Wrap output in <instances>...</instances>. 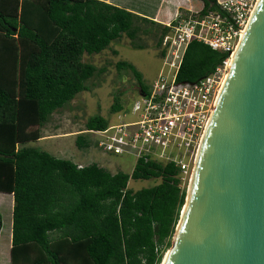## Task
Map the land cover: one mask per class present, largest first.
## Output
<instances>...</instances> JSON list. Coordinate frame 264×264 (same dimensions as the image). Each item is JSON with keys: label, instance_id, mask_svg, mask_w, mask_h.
Returning a JSON list of instances; mask_svg holds the SVG:
<instances>
[{"label": "trees", "instance_id": "obj_1", "mask_svg": "<svg viewBox=\"0 0 264 264\" xmlns=\"http://www.w3.org/2000/svg\"><path fill=\"white\" fill-rule=\"evenodd\" d=\"M200 14L217 7L200 0ZM168 26L99 0H0V191L12 194L9 264H159L169 246L184 189L172 162L137 159L129 172L77 166L29 145L49 114L85 90L98 53L124 34L133 46L141 23ZM149 28L148 30H150ZM225 53L192 40L176 81H196ZM142 92L139 73L124 61ZM120 108L117 97L110 110ZM84 129H103L89 116ZM78 147L87 145L76 136ZM159 179L131 190L128 179ZM9 199V198H8ZM166 250V251H165Z\"/></svg>", "mask_w": 264, "mask_h": 264}, {"label": "water", "instance_id": "obj_2", "mask_svg": "<svg viewBox=\"0 0 264 264\" xmlns=\"http://www.w3.org/2000/svg\"><path fill=\"white\" fill-rule=\"evenodd\" d=\"M226 74L162 264H264V0Z\"/></svg>", "mask_w": 264, "mask_h": 264}, {"label": "built area", "instance_id": "obj_3", "mask_svg": "<svg viewBox=\"0 0 264 264\" xmlns=\"http://www.w3.org/2000/svg\"><path fill=\"white\" fill-rule=\"evenodd\" d=\"M257 0H216L217 7L176 13L158 44L159 67L145 92L131 104L132 118L85 130L95 145L111 155H129L160 163L172 162L178 179L194 164L214 97L226 73V61ZM192 40L225 53L211 72L196 81H176L185 49ZM134 164V163H133Z\"/></svg>", "mask_w": 264, "mask_h": 264}, {"label": "rangeland", "instance_id": "obj_4", "mask_svg": "<svg viewBox=\"0 0 264 264\" xmlns=\"http://www.w3.org/2000/svg\"><path fill=\"white\" fill-rule=\"evenodd\" d=\"M141 26L144 31H139L137 39L134 40L142 46L141 48L134 47L132 42L122 34L100 52L82 54L81 61L95 67L93 75L85 81L86 89L78 92L71 100L52 111L47 120L38 128L40 135L38 140L28 142L29 145L82 165L94 162L111 172L131 170L133 159L130 156H117L102 152L95 145V136L85 131L84 123L92 115H101L106 118L107 122L125 121L133 117L130 113L131 104L137 96L138 84L130 70L126 67L118 68L116 62L124 61L131 64L139 73L141 85L149 86L159 67L156 45L159 27L155 29L143 22ZM149 28L151 29L148 30ZM114 97H117L120 106L116 112L110 110ZM78 135L84 137L87 145L78 147L75 144ZM105 162L109 164V167L103 164ZM194 169L195 164L190 165L187 175L179 179L184 195L185 192L187 194ZM158 181L159 179L155 178H129L126 187L136 190L151 186ZM3 194H0V263L7 261V236L11 220L7 195Z\"/></svg>", "mask_w": 264, "mask_h": 264}, {"label": "crops", "instance_id": "obj_5", "mask_svg": "<svg viewBox=\"0 0 264 264\" xmlns=\"http://www.w3.org/2000/svg\"><path fill=\"white\" fill-rule=\"evenodd\" d=\"M99 1H102L104 3H107L112 6H116L119 8H124L138 16L145 17L147 19H150L162 25H166L167 23H169L176 13H185L188 10H199L201 9V6H202V3L200 0H99ZM157 57L159 60L158 46H157ZM159 63H160V60H159ZM137 92L138 93L142 92L139 86H138ZM117 156H129V155H117ZM133 163H135L134 160L132 161L131 166H133ZM75 164L77 166L82 165L79 162H75ZM103 164L109 167V164H107V162ZM3 193H6V192L0 191V194H3ZM3 195H7V199L9 198L7 200V203L11 211L12 194L6 193ZM10 227H11V220L9 221V232L7 236L8 237L7 261L1 262L0 264H9Z\"/></svg>", "mask_w": 264, "mask_h": 264}, {"label": "bare ground", "instance_id": "obj_6", "mask_svg": "<svg viewBox=\"0 0 264 264\" xmlns=\"http://www.w3.org/2000/svg\"><path fill=\"white\" fill-rule=\"evenodd\" d=\"M259 2H260V0H257L256 5H255V7H254V9H253V11H252V13H251V15H250V17H249L247 23L244 25V27H243V29H242V31H241V34H240V37H239V39H238V43H237L235 49L229 54V58L227 59L226 64H225V65H226V69H228V71H230V69H231V67H232V65H233V62H234V59H235V57H236V54H237V52H238V50H239L240 44H241V42H242V40H243V37H244V35H245L246 31H247V28H248V26H249V24H250V21H251V19L253 18L254 14H255V11H256V9H257V6H258ZM226 75H227V74L225 73V74H224V77H223V80H222V82L220 83V86L218 87V90H217V92H216V94H215V97H214V105H216V101H217L218 97L221 95V92H222V89H223V86H224V79H225ZM210 118H211V117H210ZM210 118H209V119H210ZM206 127H207V126H206ZM205 130H206V128H205ZM205 130H204V133H205ZM204 133H203V135H202V139L204 138ZM202 139H201V141H200V145H201ZM196 157H197V156H196ZM197 159H198V158H197ZM197 159L195 158V161H196V163L194 162V164H195V169H194V171H193V176L191 177L190 185H191L192 179L194 178L195 170L197 169V165H198V162H197L198 160H197ZM190 185H189V188H188V190H187L186 199H188V197H189ZM186 201H187V200H186ZM176 237H177V236H176V232H175V233H173V236H172V241H173V243L176 241ZM167 251H168V250H167ZM167 251H166V252H167ZM165 256H166V254H165L164 257H163L161 264L163 263Z\"/></svg>", "mask_w": 264, "mask_h": 264}]
</instances>
